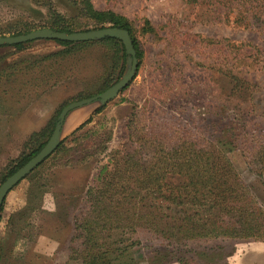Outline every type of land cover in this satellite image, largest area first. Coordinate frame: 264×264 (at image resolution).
<instances>
[{
	"label": "rangeland",
	"instance_id": "obj_1",
	"mask_svg": "<svg viewBox=\"0 0 264 264\" xmlns=\"http://www.w3.org/2000/svg\"><path fill=\"white\" fill-rule=\"evenodd\" d=\"M193 1L93 0L97 10L133 23L144 58L117 98L84 108L69 124L79 111L72 113L60 152L8 194L0 264L97 263L84 253L88 234L76 231L75 221L88 218L87 190L99 184L111 154L130 147L134 130L139 136L145 129L182 127L202 146L214 144L264 210V165L254 163L264 143V12L251 15L254 25L247 28L232 24L234 15H215L211 0ZM54 13L72 19L78 32L97 30L71 0H0V38L50 29L58 21ZM146 21L154 31L143 33ZM99 42L70 49L49 40L22 50L0 47V187L10 163L30 152L32 137L57 123L65 106L123 78L129 60L119 77L116 49ZM240 45L255 51L247 64L234 57ZM236 79H244L247 90H237ZM155 201L159 218L166 206ZM112 239L120 242L113 264H264V236L164 240L139 230Z\"/></svg>",
	"mask_w": 264,
	"mask_h": 264
},
{
	"label": "trees",
	"instance_id": "obj_2",
	"mask_svg": "<svg viewBox=\"0 0 264 264\" xmlns=\"http://www.w3.org/2000/svg\"><path fill=\"white\" fill-rule=\"evenodd\" d=\"M71 1L80 7L84 16L96 25V29L114 27L128 31L140 67L144 51L130 20L111 10H97L93 0ZM210 2L215 15H234L231 23L247 28L254 25L249 21L251 15L256 18L264 12V0ZM54 15L58 21L50 29L67 34L78 32L72 19ZM142 30L143 33L154 31L148 21ZM53 42L66 49L94 44H73L60 40ZM99 43L116 49L115 64L120 70V77L129 57L123 43L109 37ZM25 46L18 44L12 48L22 50ZM238 47L234 56L238 57L236 62L246 61L247 64L254 58L255 51H247L245 45ZM236 80L237 90H247L248 84L244 79ZM110 87L106 86L103 92ZM55 125L56 119L32 137L34 147L28 154L10 163L3 182L45 147ZM134 132L130 147L114 151L110 164L104 165L100 171L99 184L87 190L86 201L90 208L88 218L82 222L76 218L75 221V230L84 229L88 234L84 235L82 245L84 253L98 261L93 264H113L114 247L120 242L112 237L125 232L132 234L147 230L164 240L248 239L264 236V210L241 181L230 160L217 151L214 144L202 146L197 139L189 136L188 129L182 127L173 130L162 127L160 131L145 129L139 132V136L136 130ZM258 155L260 158H255L254 163L258 161L264 165V143L260 145ZM155 200H161L166 206L167 212L160 213L159 218L152 211ZM2 211L3 208L1 214Z\"/></svg>",
	"mask_w": 264,
	"mask_h": 264
},
{
	"label": "water",
	"instance_id": "obj_3",
	"mask_svg": "<svg viewBox=\"0 0 264 264\" xmlns=\"http://www.w3.org/2000/svg\"><path fill=\"white\" fill-rule=\"evenodd\" d=\"M107 37L117 39L121 41L124 45L126 54L129 56L127 60L130 62V67L123 76V78L118 81L115 85L110 87L108 90L99 94L97 96L80 100L68 104L61 111L53 134L45 145V147L26 165L19 169L14 175L9 177L0 187V214L3 208L4 202L8 194L27 178L31 173H33L37 168H39L47 159H49L59 148L61 144V136L66 125L69 116L76 112L83 110L84 108L100 102L106 104L119 96L130 83L135 79L139 62L136 58V51L133 46L132 38L128 31L123 29H118L114 27H107L104 29H97L87 32H75L71 34L57 32L50 29H43L34 32H30L25 35H19L16 37H2L0 38V47L4 46H14L18 44H26L29 42H34L38 40H49V41H64L69 43H86L93 41H101Z\"/></svg>",
	"mask_w": 264,
	"mask_h": 264
},
{
	"label": "crops",
	"instance_id": "obj_4",
	"mask_svg": "<svg viewBox=\"0 0 264 264\" xmlns=\"http://www.w3.org/2000/svg\"><path fill=\"white\" fill-rule=\"evenodd\" d=\"M84 115V112L81 110L78 113H75L71 120L69 121V124L73 123L74 121L79 120Z\"/></svg>",
	"mask_w": 264,
	"mask_h": 264
}]
</instances>
